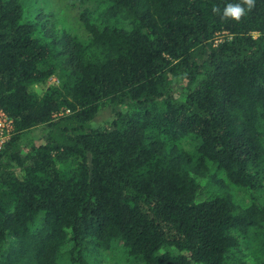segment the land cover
<instances>
[{"label":"trees","instance_id":"trees-1","mask_svg":"<svg viewBox=\"0 0 264 264\" xmlns=\"http://www.w3.org/2000/svg\"><path fill=\"white\" fill-rule=\"evenodd\" d=\"M0 109V264H264V0H0Z\"/></svg>","mask_w":264,"mask_h":264},{"label":"rangeland","instance_id":"rangeland-1","mask_svg":"<svg viewBox=\"0 0 264 264\" xmlns=\"http://www.w3.org/2000/svg\"><path fill=\"white\" fill-rule=\"evenodd\" d=\"M57 1H62V0H53V3H56ZM64 1V0H63ZM57 79L55 77H52L49 79L48 84H53L56 83ZM36 90H40L43 86L42 85H35L34 86ZM177 91H179V88H175ZM181 97V95H180ZM183 98V97H181ZM111 118V108L110 107H105L102 108L98 111L96 116L93 118V120L90 122L92 127H103ZM42 132V128H35L32 129L26 136H28V140L30 139V142H34L35 144H38L40 142V136ZM102 264H128L125 261L119 260L118 258H112L111 256L108 257L104 256L103 257V263Z\"/></svg>","mask_w":264,"mask_h":264},{"label":"clouds","instance_id":"clouds-1","mask_svg":"<svg viewBox=\"0 0 264 264\" xmlns=\"http://www.w3.org/2000/svg\"><path fill=\"white\" fill-rule=\"evenodd\" d=\"M243 4L247 5V10H251L253 6V0H243ZM246 9L241 3L228 4L224 9V16L233 20L239 21L240 18L245 15Z\"/></svg>","mask_w":264,"mask_h":264},{"label":"built area","instance_id":"built-area-1","mask_svg":"<svg viewBox=\"0 0 264 264\" xmlns=\"http://www.w3.org/2000/svg\"><path fill=\"white\" fill-rule=\"evenodd\" d=\"M12 120L0 109V149L12 131Z\"/></svg>","mask_w":264,"mask_h":264}]
</instances>
